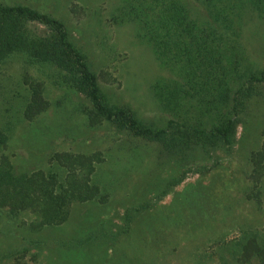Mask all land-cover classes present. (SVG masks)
I'll return each instance as SVG.
<instances>
[{"label": "rangeland", "instance_id": "374dc122", "mask_svg": "<svg viewBox=\"0 0 264 264\" xmlns=\"http://www.w3.org/2000/svg\"><path fill=\"white\" fill-rule=\"evenodd\" d=\"M0 3L62 20L109 106L130 108L142 126L174 116L152 85L181 75L114 17L119 0ZM237 17L225 44L239 72L205 117L232 120L227 141L184 121L136 134L96 113L85 85L61 84L54 66L23 50L0 61V264H264V14L242 0ZM17 23L24 36L56 38Z\"/></svg>", "mask_w": 264, "mask_h": 264}, {"label": "trees", "instance_id": "16d2710c", "mask_svg": "<svg viewBox=\"0 0 264 264\" xmlns=\"http://www.w3.org/2000/svg\"><path fill=\"white\" fill-rule=\"evenodd\" d=\"M247 1L258 14H264V0ZM241 8L242 0H119L114 7V17L130 20L138 39L152 45L159 64L181 75V79L161 78L152 85L156 100L174 113L164 128L142 126L130 108L109 106L87 56L66 24L34 7L0 3V61L23 50L29 60L54 66L61 71V84L68 88L85 85L96 113L108 120L123 118L136 134L160 135L184 121L190 130L210 131L227 141L232 120L211 125L205 117L217 108L219 86L239 72L236 50L227 52L225 38L235 41L238 37ZM24 19L52 27L56 38L45 31L24 36L17 23ZM263 78L264 69L256 79Z\"/></svg>", "mask_w": 264, "mask_h": 264}]
</instances>
